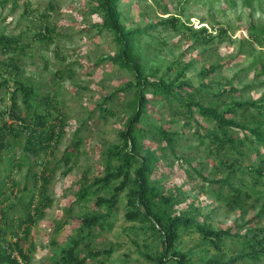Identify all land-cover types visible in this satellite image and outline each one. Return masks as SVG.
Returning <instances> with one entry per match:
<instances>
[{
    "label": "rangeland",
    "instance_id": "1",
    "mask_svg": "<svg viewBox=\"0 0 264 264\" xmlns=\"http://www.w3.org/2000/svg\"><path fill=\"white\" fill-rule=\"evenodd\" d=\"M96 2L0 0V34L17 38L19 42V47L10 52L4 53L0 48V59L6 62L11 54L15 56L21 69L19 76L39 93L52 96L56 111H50L65 118L62 135L47 153L35 159L26 156L20 169L12 167L11 178L7 180L9 185L11 179L15 180L18 192L23 196L22 201L11 198L6 202V205L15 202L14 209L7 213L12 225L3 228L5 238L13 242L10 228L17 229L23 202L32 193L36 196L39 190L41 180L35 187L33 174L39 175L45 166L53 171L46 186V194L51 202L44 209L42 219L29 227L27 240L22 243L23 250L29 256V264H57L61 250L72 238H83L76 249L79 257L85 255L89 248H111L104 264H148V255L154 254L159 247L158 240L145 231L140 222L125 218L127 189L118 195L117 207L109 215L112 221L109 229L95 227L91 234L78 229L82 216L99 211L94 207V196L100 194L109 197L113 194L117 182L112 181L99 190L97 186L92 187L88 199L83 197L79 200L77 197L81 184L90 183L100 175L108 148L119 141L118 133L131 113V93L118 91L112 102L106 101L113 114L106 117L100 115L98 106L105 103L106 97L133 78L130 71L111 65L105 59L116 47L111 34L99 32L96 27L100 22L95 11ZM234 2L233 6H227L211 4L209 0H121L119 10L127 27H143L174 16L191 28V31L178 32L158 25L150 30V35L143 39L140 47L142 63L148 75H163L169 81L178 69L189 63L180 79L188 80L195 87L202 86L204 89L196 98L203 102L222 104L233 99L264 104V32L258 29L260 34L254 39L249 36L248 28L249 14L256 29L264 27V0H251L253 8L243 5L244 0ZM201 27L206 29L205 35L194 36L192 33ZM39 32L45 37H36ZM209 66L215 67L213 73L200 76L199 71ZM2 80L0 76V114L10 105L13 88L11 78L6 85L1 84ZM231 86L236 90H229ZM224 88L228 91L218 99L213 96ZM16 97L21 104L20 96ZM176 104L180 105L179 102L170 106L151 104L141 119L140 126L146 134L139 141L143 146L155 150L158 156L163 152V157L158 158V168L152 181L165 195L180 196L182 209L193 206V213L199 222L205 221L217 229L231 228L239 233L245 228H262L264 212L258 219L254 218L260 203L256 207L249 205L245 210H230L223 200L209 191L217 190L218 184L205 181L198 172L212 181L225 178L228 171H217L215 164L218 157L209 138L202 141L195 132L197 130L203 134L213 124L196 114V119L202 124L196 129L194 120L177 114ZM252 115L260 117L255 109L245 114L248 119ZM236 118H243L240 109ZM159 128L175 133L174 150L179 158H174L167 148L160 150L164 141L155 134ZM237 134L242 137L240 132ZM76 137L80 138L78 148L70 161L65 163L62 161L65 148L72 147ZM263 150L260 148V151ZM13 154L16 157L23 155L20 144L0 151V184L7 173L6 164ZM225 157L219 155V158ZM246 157L254 159V152L249 150ZM229 163L230 160L226 162ZM235 175H241L240 171L233 173L230 179H235ZM243 177L250 182L247 175ZM222 190L228 192L227 188ZM22 230L23 227L16 231L22 235ZM177 245L194 264H204L207 258L216 254L212 247L202 243L197 233L183 234ZM239 247L240 242L232 237L226 240L218 254L223 253L226 261L236 254ZM97 258L87 259L84 264H97ZM234 264H264V258L259 261L244 259Z\"/></svg>",
    "mask_w": 264,
    "mask_h": 264
},
{
    "label": "trees",
    "instance_id": "2",
    "mask_svg": "<svg viewBox=\"0 0 264 264\" xmlns=\"http://www.w3.org/2000/svg\"><path fill=\"white\" fill-rule=\"evenodd\" d=\"M96 1L95 11L100 17V22L96 24V27L99 32H109L116 47L112 54L109 53L105 56V59L111 65L130 71L133 78L106 97L105 103L98 106L100 115L106 117L107 114H113V109L106 106V101L112 102V98L117 95L118 91L131 93L132 98L129 101L131 113L118 133L119 141L109 146L100 175L90 183L81 184L77 194L79 200H82L83 197L86 199L91 195L92 187L97 186L99 190L112 181L117 182L113 187V194L109 197L100 194L94 196V207L99 211L82 216L78 227L79 231L86 230L88 234H91L92 228L95 227L100 230L109 229L112 226L109 215L117 207L119 193L127 189L125 218L132 222H140V226L158 240L159 247L154 254H147L148 264H194L188 254L179 249L177 245L185 233H197L206 247L210 246L216 251V254L207 258L204 264H234L244 259L261 260L264 258V226L254 229L245 228L242 233H239L232 231L231 228L217 229L205 221L199 222L193 213L195 210L193 206L189 205L182 209L180 196L165 195L152 181L158 168V158L163 155V152L159 156L156 155L155 150L143 146L139 139L146 134L140 123L142 116L148 111V106L151 104L162 103V105L170 106L179 102L180 105L176 104L178 105L177 114L194 120L196 129L202 125L196 119V114L210 121L213 124L212 128H207L203 134H199L197 130L195 132L202 141L209 138L215 155L218 157L215 167H217V171L227 169V176L209 181L205 174L198 172V175L211 184H218L217 190L209 191L223 200L230 210L234 208L245 210L249 205L253 207L260 205L254 217L258 219L264 212V150L260 151V148L264 149V104H257L253 100L236 101L233 99H230L228 103L222 102V104L203 102L200 98H196V95L201 93L204 88L202 86L195 87L188 80L180 79L189 63H185L178 69L169 81L165 80L163 75L159 77L148 75L142 63L140 47L143 39L150 35V30L158 25L168 26L178 32L191 31V28L184 25L179 17L174 16L143 27H127L121 19L119 10L121 0ZM209 1L211 4H227V6H233L235 3L234 0ZM243 5L253 8L251 0H244ZM250 15H248L249 36L257 39L258 37L254 36H259L258 29L264 32V27L256 29L250 21ZM205 32L206 29L201 27L192 34L194 36L205 35ZM36 37L45 36L39 32ZM18 43L17 38L0 34L2 52L16 50L19 47ZM214 70L215 67L209 66L199 71V75L204 77L213 73ZM20 72L18 61L12 54L6 62L0 59V76L3 78L1 84H8L9 78L13 81L10 105L0 114L2 120L0 151L8 150L17 144H20L23 150L22 156L16 157L13 154L9 158L5 167L7 173L3 175L2 184H0V264H29V256L23 250L22 243L27 240L30 232L29 227L42 219L44 209L51 202L46 194V186L53 171L46 169L45 164L39 175L33 174L35 187H37L38 180H41L36 196L32 193L27 198L28 200L23 202L22 214L18 217V221L16 220L18 222L16 228L19 230L23 227L22 235L12 227L10 234L13 237V242L7 240L3 228L8 224L12 225L11 220L7 219V213L14 209L15 202L7 205L6 202L11 198H17L18 201H22L23 198L22 193L18 192L19 188H17L18 184L15 180L11 179L10 185L7 184V180L12 175V167L20 169L26 156H32L35 159L41 154H46L62 135L65 124L64 115H53L50 111L51 109L56 111L54 98L48 93H39L32 84L19 76ZM230 89L236 90L232 86ZM227 91L225 88L221 89L213 96L218 99L221 94ZM17 95L21 98V104L17 102ZM40 107H42L41 110ZM238 109L241 110L243 118H236ZM251 109L257 110L260 117L252 115L251 119H248L245 114ZM238 132L242 134V137L237 134ZM155 134L164 141L160 150L163 151L167 148L174 158H179L174 150L176 142L173 135L175 133L159 128ZM76 138L72 147L65 148L62 157V161L65 163L70 161L74 151L78 148L80 138ZM249 150L254 152L252 160L248 158L249 156L246 157ZM221 154L226 156V159L219 158ZM229 160L230 163L226 164ZM236 171H240L243 176L247 175L250 182L248 183L241 175H235V179H230ZM234 180H237L238 183ZM223 188H227L228 192L224 193ZM232 237L240 242V247L235 255L225 261L224 254L219 255L218 253L222 251L226 240ZM82 241L83 238L78 240L72 238L70 243L61 250L56 263L84 264L87 259L98 257L97 264H104L112 251L111 248L108 250L89 248L85 255L79 257L76 249Z\"/></svg>",
    "mask_w": 264,
    "mask_h": 264
}]
</instances>
